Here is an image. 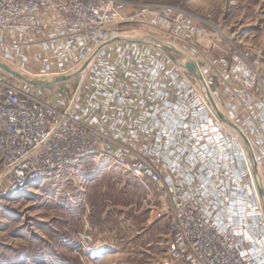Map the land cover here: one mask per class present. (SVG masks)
<instances>
[{"label":"built area","instance_id":"built-area-1","mask_svg":"<svg viewBox=\"0 0 264 264\" xmlns=\"http://www.w3.org/2000/svg\"><path fill=\"white\" fill-rule=\"evenodd\" d=\"M173 11L164 8L162 25H149L162 33L172 26L173 37L202 35ZM111 19L100 0H0V51L8 59L45 77L92 55L87 63L95 65L87 72L95 87H82L68 104L0 77V202L85 159L110 157L159 192L152 213L166 224L172 261L264 264V204L251 164L264 182V72L241 52L230 64L197 65L231 130L171 59L150 46L107 45L119 32ZM52 65L61 71L49 73Z\"/></svg>","mask_w":264,"mask_h":264},{"label":"rangeland","instance_id":"rangeland-1","mask_svg":"<svg viewBox=\"0 0 264 264\" xmlns=\"http://www.w3.org/2000/svg\"><path fill=\"white\" fill-rule=\"evenodd\" d=\"M100 2L110 12V30L117 29L118 34L134 36L137 40L148 35L147 43L112 41L117 36L108 38L107 45L150 46L156 57L161 54L162 58L168 57L176 68L185 69L191 77L195 76L190 62L196 68L213 59L224 58L230 64L231 57L239 52L264 72V0ZM164 8L173 9L171 16L180 14L183 25H194L202 35L173 37L172 26L164 28L167 33L150 26L152 22L155 26L162 25L158 13L161 15ZM0 61L26 76L42 80L34 85H45L48 82L43 80L52 79L37 76L31 65L22 66L2 51ZM89 65L86 72L60 83L53 84L50 80L52 85L47 87L26 84L2 70L0 77L10 76L18 86L44 89L48 99L56 100L59 95L68 104L76 91L82 87L85 90L89 81L87 72L92 67ZM61 91L65 95H60ZM206 92L202 91L209 108L221 118L223 114L207 88ZM251 161L253 166L254 160ZM158 198L159 192L152 184L131 178L110 157L98 163L85 159L76 170L43 179L24 194L0 202V264H178L167 255L169 237L165 222L153 218L152 209L159 206Z\"/></svg>","mask_w":264,"mask_h":264},{"label":"bare ground","instance_id":"bare-ground-1","mask_svg":"<svg viewBox=\"0 0 264 264\" xmlns=\"http://www.w3.org/2000/svg\"><path fill=\"white\" fill-rule=\"evenodd\" d=\"M148 36V35H147ZM147 36H146V38H144V39H140V40H137V39H135V37L134 36H125V35H119L118 37L115 35V34H110L109 35V37L108 38H115V37H117V38H115L114 40H112V41H140V42H144V43H147V41H148V38H147ZM93 57V56H92ZM89 61V59L88 60H86L85 62H83V64L82 65H80L79 67H76V68H74V69H72L71 71H69L68 73H66V74H64V75H62V76H52L51 78L52 79H50L51 81H57V80H65V79H67V78H70V77H72L73 75H76V74H78V73H83V72H86V69H87V65L90 63H87ZM87 63V64H86ZM190 64H191V68H192V72H193V74H194V76L196 77V80H197V78H198V82H200V87H201V89H202V91L204 92V93H207L206 92V87H205V84L203 83L204 81H202L200 78H201V75H200V73H199V71H198V69L196 68V65H194L192 62H190ZM0 68L1 69H3L4 71H6V72H8L9 74H11V76H14V77H17L18 79H20V80H22V81H25L26 83H28V84H32V85H34V84H38V83H41L42 82V80L40 79V78H38V77H29V76H26V74H24V73H22L21 71H17V70H15V69H11L9 66H7L6 64H4L3 62H1L0 61ZM200 76V77H199ZM50 80H43V81H46V82H50ZM51 83V82H50ZM208 91V90H207ZM203 95H205V94H203ZM208 95V94H207ZM209 96V95H208ZM217 113V112H216ZM222 114V113H221ZM216 115V114H215ZM220 116V114H218V119H220L222 122H224L228 127H229V129H231V130H234V126L230 123V121L227 119V118H225L224 117V115H221V118L219 117ZM240 136V135H239ZM242 141H243V143L247 146V148H249V145L246 143V142H244V140L242 139ZM250 149V148H249ZM252 171H253V174H254V176H255V181H256V186H257V190H258V192H259V194L261 195V197H262V200H263V203H264V184L262 183V181L259 179V176H258V170H257V168H256V165L254 164V161H253V166H252ZM263 189V190H262ZM260 190H261V192H260ZM27 191V190H26ZM25 191V192H26ZM25 192H23L22 194H24ZM22 194H20V195H22Z\"/></svg>","mask_w":264,"mask_h":264},{"label":"crops","instance_id":"crops-1","mask_svg":"<svg viewBox=\"0 0 264 264\" xmlns=\"http://www.w3.org/2000/svg\"><path fill=\"white\" fill-rule=\"evenodd\" d=\"M52 62L54 63V61H52ZM44 66L47 67V65H44ZM40 68H43L42 65L41 66L39 65L37 67V69H40ZM60 71H61L60 67H57V66L55 67V65H52L50 67V69H49V73H53V74L54 73H57V72H60ZM55 76H59V75H55ZM92 78H93V76L92 75H89V81H88V84H87L88 89H90L91 87H95V85H94V79L92 80ZM134 110H136V108ZM130 116L132 118H134L135 117V114H131Z\"/></svg>","mask_w":264,"mask_h":264},{"label":"water","instance_id":"water-1","mask_svg":"<svg viewBox=\"0 0 264 264\" xmlns=\"http://www.w3.org/2000/svg\"><path fill=\"white\" fill-rule=\"evenodd\" d=\"M119 35H121V34H118V35H116V36H119ZM122 36V35H121ZM129 41V40H128ZM133 42H138V43H142V42H140V41H134L133 40ZM144 43V42H143ZM0 70H2L4 73H6V74H8V75H10L8 72H6V71H4L3 69H1L0 68ZM190 73H192L191 71H190ZM193 74V73H192ZM12 78L14 77V76H11ZM15 79H16V77H14ZM68 79V78H67ZM67 79H65V80H67ZM22 81V80H21ZM60 81L62 82L63 80H57V81H53L52 83L53 84H57V83H60ZM22 82H24V83H26L25 81H22ZM26 84H28V83H26ZM29 85H31V84H29ZM44 84H42V85H33V86H38V87H40V86H43ZM50 85H52L51 83H48V84H45L44 86L45 87H47V86H50Z\"/></svg>","mask_w":264,"mask_h":264}]
</instances>
